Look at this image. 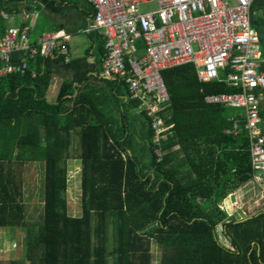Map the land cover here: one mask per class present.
Returning a JSON list of instances; mask_svg holds the SVG:
<instances>
[{
    "label": "trees",
    "instance_id": "trees-1",
    "mask_svg": "<svg viewBox=\"0 0 264 264\" xmlns=\"http://www.w3.org/2000/svg\"><path fill=\"white\" fill-rule=\"evenodd\" d=\"M40 1L54 13L66 7L62 0ZM22 4L32 9L31 0H0V10L18 12ZM249 11L262 43L264 0H253ZM6 26L0 16V36ZM96 38L102 61L105 40ZM261 56L264 72L262 50ZM56 63L64 62L38 56L23 74L0 79V227L25 229V256L9 264H151L152 243L160 249L159 264H264V209L238 219L221 207L227 195L253 181L248 131L243 119L235 133L227 131L238 110L205 101L207 95L240 92L239 87L200 81L192 63L163 69L170 98L162 111L166 152L155 161L144 116L148 171L131 153L125 124L120 134L113 131L115 117L107 119L78 87L91 67L85 58L62 65L73 77L63 78L49 99ZM70 148L79 150L80 162L75 215L68 212L67 171L60 164ZM29 162L44 167L42 213L34 222L25 220L22 181L14 167ZM217 225L228 246L218 240Z\"/></svg>",
    "mask_w": 264,
    "mask_h": 264
},
{
    "label": "built area",
    "instance_id": "built-area-1",
    "mask_svg": "<svg viewBox=\"0 0 264 264\" xmlns=\"http://www.w3.org/2000/svg\"><path fill=\"white\" fill-rule=\"evenodd\" d=\"M90 15L85 32L104 38L102 74L125 85L126 99L138 102L149 120L155 161L165 154L161 141L167 125L162 111L169 102L161 71L192 63L202 82L219 80L237 93L205 96V101L238 110L249 134L254 180L264 176V72L258 33L250 23L253 0H86ZM156 4L142 10V4ZM37 0L19 12L0 10L7 22L0 36V79L23 74L36 57L68 62L69 35L63 29L43 31L31 38L30 27L38 10ZM33 21L30 27L22 23ZM223 75L221 77L220 75ZM34 76V70H31ZM262 171V174L257 173Z\"/></svg>",
    "mask_w": 264,
    "mask_h": 264
},
{
    "label": "rangeland",
    "instance_id": "rangeland-1",
    "mask_svg": "<svg viewBox=\"0 0 264 264\" xmlns=\"http://www.w3.org/2000/svg\"><path fill=\"white\" fill-rule=\"evenodd\" d=\"M66 1V7H71L75 9H80L82 7H89L86 0H76L78 3L73 2V0H63ZM156 4H142L140 8L142 10L155 8ZM79 11V10H78ZM57 18V16H56ZM58 20V19H57ZM56 23V19L52 20L44 17L43 15H39L37 19H35L34 31L36 34H39L42 31H46L51 29V25ZM77 36L81 37L80 45L78 46L80 50L85 49L87 41L85 34H77ZM261 45V50L264 52V40ZM101 69V66H100ZM118 83V82H117ZM89 87V85H88ZM117 91L125 94V86L123 83H118ZM101 92V90H99ZM102 94V93H101ZM107 95V94H106ZM114 96V94H113ZM112 97V96H111ZM115 97V96H114ZM111 98L105 99L104 105H100L105 113L113 114L114 110L111 111L109 108H113L114 104L110 100ZM107 101V102H106ZM124 112L126 113V121H127V130H128V138L130 139L131 151L136 154V156L140 159L141 163L144 165L145 161L148 159L149 154L147 152V142L145 138H142L146 120L143 118L142 114L139 113V110L135 108L129 102H124ZM120 108L118 112L120 113ZM116 112V110H115ZM117 120L116 118H114ZM118 121V120H117ZM139 136V139L136 137ZM74 140H76L74 136ZM77 147V146H76ZM136 148V149H135ZM78 149L70 148L68 150V155H65L61 160L60 164L65 165L67 171V190L65 193L66 202L68 206V212L70 214L75 215L77 211H79L80 206V194L77 189V184L80 180V163L79 159L76 158ZM16 175H19L22 181V201L24 204L25 211V220L27 222H34L39 219V216L42 213L43 206V163L42 162H29L25 165L18 167V165H14ZM142 167V166H141ZM262 173H260L261 175ZM262 184V185H261ZM244 197V201L240 203V201H236L235 199H231L230 202L222 201L221 207L226 209L228 214L230 210L235 209V207H243L244 205L248 206L250 210L254 209V207H258L260 209H264V176L260 177L259 180H253L249 182L243 187V191H241ZM231 206V209L228 208ZM225 207V208H224ZM245 207V206H244ZM249 210V211H250ZM241 216H244L241 214ZM239 217V216H238ZM24 227L14 226V227H0V264H9L12 260H19L25 256V245L23 244L24 240ZM216 232L218 240L228 246V242L222 235L220 225L216 226ZM151 253H152V262L151 264H159L160 258V249L154 243L151 245Z\"/></svg>",
    "mask_w": 264,
    "mask_h": 264
},
{
    "label": "crops",
    "instance_id": "crops-1",
    "mask_svg": "<svg viewBox=\"0 0 264 264\" xmlns=\"http://www.w3.org/2000/svg\"><path fill=\"white\" fill-rule=\"evenodd\" d=\"M57 1L59 2V0H57ZM32 2H33V0H31V4H32ZM73 2L78 3L76 0H73ZM38 3L40 5V8L36 7L38 10L37 17H39V15H43L44 17L52 19V20L56 19V23H54V24L63 25V27H61L60 29L65 30V32L69 35L68 40H67V46H68L69 53H70V59L68 62H64V63H69L72 59L85 58V61L90 64L91 67H90V70L88 71V73L86 74L87 75L86 80H85V82H82L83 86H82V84H79L78 87H80L81 90L88 92L90 94V96H92L94 98L96 104L99 107H100V105H104L105 99L107 100V98H111L110 100L113 102L114 106H113V108H109V110L110 109H111V111L114 110V112H113V114L112 113L108 114L109 112L105 113V117H107V119H108L111 116H114L118 120V121L117 120L115 121V119H113L112 125L114 127L113 131L116 130V132H118L120 134L122 131L121 129H123L124 124L127 127V121L125 119L126 117L123 118L124 117L123 116L124 115V113H123L124 104L123 103L128 102V99H126V94H122V93L117 91V86H116V88L114 87V85H116L114 78L108 77V76H105L102 74V66H101L102 54H100V52H99L100 50L98 48V45H97L98 41L96 38L97 35L100 33L97 31H90V32L84 31L85 27L87 26L90 11H91L90 6L89 7H82L78 3L79 7H80V9H78L79 11L75 8L64 7L62 9V11L55 12L56 13L55 14L54 12H51L46 8L43 9L42 8L43 3H41V1ZM65 3H66V1H63V4H65ZM31 4H30V6H31ZM22 6H24V5L22 4L20 7H22ZM56 16H57V18H56ZM37 17H36V19H37ZM32 22L33 21H31V20L24 22L25 23L24 27H26V26L30 27L29 25H31ZM34 24H35V21L32 23V26L30 27V30H31L30 33H31L32 39H36L43 32L42 31L39 34H36L34 31ZM52 30H56V29L51 28L49 30H46V32L52 31ZM77 34H85L87 44H86L85 49H83V50H80V48L78 47L80 45L79 43L81 41L80 40L81 37L77 36ZM64 63H61V64L64 65ZM62 65L56 63L52 67V80H51V84H50L49 89H48L49 99H54L56 97L63 78L71 79V77H73L72 69H66ZM100 66H101V69H100ZM88 85H89V87H88ZM99 90H101V92H99ZM113 94L115 97L113 96ZM119 108L121 109L120 113L118 112ZM135 108H137L139 110V113L142 114L143 118L145 119V117H144L145 115L139 109L138 105L135 106ZM115 110H116V112H115ZM104 112H106V111H104ZM145 127H147V126H145ZM127 133H128V130H127ZM143 135L144 136H142V138H145V140H146V136H145L146 135V129L144 130ZM136 138L139 139V136H137ZM146 142H147V140H146ZM131 153H132V151H131ZM133 155H134V153H133ZM135 156H136V154H135ZM137 160L139 161L140 166H142L144 170L151 171V169H148L150 156L145 161L144 165L141 163V161L138 157H137ZM78 185H79V183L77 184V186ZM245 185H242L241 187H239L238 189H236L235 191H233L232 193H230L229 195L226 196V197H228L229 202L231 199H235L237 202L240 201V203H242L244 201L245 198L241 197L243 195V193H241V191H243V187ZM226 197L222 201H226ZM222 201H221V204H222ZM244 206L241 208L235 207V209H233V210L231 209V206L230 207L227 206L228 208L231 209L230 213L228 214L226 209H225V211L227 212L228 216H233L235 218L242 219V218L248 216L249 214L254 213L258 209V207H254V209L250 210L248 206H246V205H244ZM241 214L244 216H241Z\"/></svg>",
    "mask_w": 264,
    "mask_h": 264
},
{
    "label": "water",
    "instance_id": "water-1",
    "mask_svg": "<svg viewBox=\"0 0 264 264\" xmlns=\"http://www.w3.org/2000/svg\"><path fill=\"white\" fill-rule=\"evenodd\" d=\"M257 173H262V171H257Z\"/></svg>",
    "mask_w": 264,
    "mask_h": 264
}]
</instances>
